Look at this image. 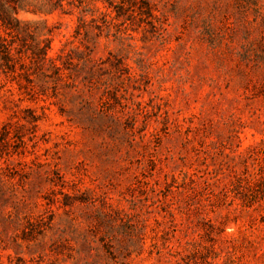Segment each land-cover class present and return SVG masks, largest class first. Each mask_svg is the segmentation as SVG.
<instances>
[{
    "label": "rangeland",
    "instance_id": "374dc122",
    "mask_svg": "<svg viewBox=\"0 0 264 264\" xmlns=\"http://www.w3.org/2000/svg\"><path fill=\"white\" fill-rule=\"evenodd\" d=\"M14 6L0 264H264V0Z\"/></svg>",
    "mask_w": 264,
    "mask_h": 264
},
{
    "label": "trees",
    "instance_id": "16d2710c",
    "mask_svg": "<svg viewBox=\"0 0 264 264\" xmlns=\"http://www.w3.org/2000/svg\"><path fill=\"white\" fill-rule=\"evenodd\" d=\"M17 2L18 0H0V67L15 75V64L27 59L31 63L47 62L51 64L52 69L59 70V67L55 64L57 59L48 56V51L52 50L51 39L45 40L47 43L44 47L38 45H27V48L22 46V49L14 47L19 34L24 33L23 37L26 34L31 36L28 32L22 30L21 22L15 17L18 11L14 4ZM53 11L50 10L48 14ZM28 24L26 23L25 26H29Z\"/></svg>",
    "mask_w": 264,
    "mask_h": 264
}]
</instances>
